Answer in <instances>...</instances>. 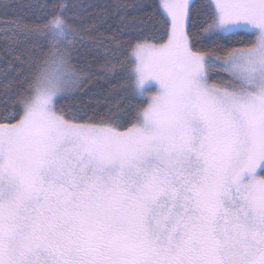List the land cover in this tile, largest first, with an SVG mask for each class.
Here are the masks:
<instances>
[{
    "label": "snow or ice",
    "instance_id": "snow-or-ice-1",
    "mask_svg": "<svg viewBox=\"0 0 264 264\" xmlns=\"http://www.w3.org/2000/svg\"><path fill=\"white\" fill-rule=\"evenodd\" d=\"M0 264H264V0H0Z\"/></svg>",
    "mask_w": 264,
    "mask_h": 264
},
{
    "label": "trees",
    "instance_id": "trees-1",
    "mask_svg": "<svg viewBox=\"0 0 264 264\" xmlns=\"http://www.w3.org/2000/svg\"><path fill=\"white\" fill-rule=\"evenodd\" d=\"M150 2H158V0H150ZM241 39L247 40V39H250V38H248V37H242Z\"/></svg>",
    "mask_w": 264,
    "mask_h": 264
}]
</instances>
